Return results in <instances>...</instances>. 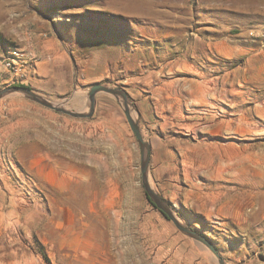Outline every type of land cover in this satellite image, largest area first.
I'll return each mask as SVG.
<instances>
[{
	"label": "rangeland",
	"instance_id": "obj_1",
	"mask_svg": "<svg viewBox=\"0 0 264 264\" xmlns=\"http://www.w3.org/2000/svg\"><path fill=\"white\" fill-rule=\"evenodd\" d=\"M15 1L62 56L0 91L87 113L91 85L123 88L151 188L224 264H264V0ZM3 97L0 264H219L146 198L121 96L88 117Z\"/></svg>",
	"mask_w": 264,
	"mask_h": 264
},
{
	"label": "crops",
	"instance_id": "obj_2",
	"mask_svg": "<svg viewBox=\"0 0 264 264\" xmlns=\"http://www.w3.org/2000/svg\"><path fill=\"white\" fill-rule=\"evenodd\" d=\"M13 2L16 1L0 0V58L10 48L9 43H12L20 50L40 58L38 63L31 65V70L42 74L47 71V66L56 65L58 63L56 58L62 56L57 39L46 36L48 26H46L45 21L27 13L19 5L16 6L18 1L14 4ZM231 47L234 50L237 48V44H231ZM261 47L263 48V46L253 44L252 46L249 45L248 49L255 51ZM3 99L6 100L7 98ZM1 104L2 102L0 106ZM22 117L23 114H19L20 120ZM41 143L45 146V140H41ZM44 159L45 156L43 161ZM97 261L95 260L91 264H99ZM106 264L108 263L106 262Z\"/></svg>",
	"mask_w": 264,
	"mask_h": 264
},
{
	"label": "water",
	"instance_id": "obj_3",
	"mask_svg": "<svg viewBox=\"0 0 264 264\" xmlns=\"http://www.w3.org/2000/svg\"><path fill=\"white\" fill-rule=\"evenodd\" d=\"M12 91H19L21 93L26 94L27 96L31 97L36 102L41 103L44 106H47L49 108H53L57 111L68 113L70 115L76 116V117H88L93 112L94 107V100H95V94L96 93H103L108 94L112 96H121L124 103V114L127 120V123L133 132L135 138L137 139L139 145H140V171H141V182L143 185V188L148 196V198L152 201V203L158 208L167 218H169L175 227L182 231L183 233L187 234L188 236L198 240L202 244H204L217 258L219 264H224L223 260L220 258L218 252L213 247V245L210 243V241L203 235L197 233L196 231L182 225L177 215L171 210L169 207V204L161 197L157 192H155L151 186L149 185L148 176H147V169H148V163H149V155H150V147L149 144L143 140V137L140 133V129L137 125V123L132 119V117L129 114V111L127 110V92L120 87H108L103 84H93L88 89V98H89V110L87 113H76V112H69L63 108H60L59 106L53 105L46 100H44L41 96L37 95L30 89H27L25 87L21 86H11L9 88H6L2 91H0V99L7 93ZM4 98V97H3Z\"/></svg>",
	"mask_w": 264,
	"mask_h": 264
},
{
	"label": "built area",
	"instance_id": "obj_4",
	"mask_svg": "<svg viewBox=\"0 0 264 264\" xmlns=\"http://www.w3.org/2000/svg\"><path fill=\"white\" fill-rule=\"evenodd\" d=\"M33 58L32 54L18 48H11L0 58V71L7 72L8 79L24 80L26 64Z\"/></svg>",
	"mask_w": 264,
	"mask_h": 264
},
{
	"label": "trees",
	"instance_id": "obj_5",
	"mask_svg": "<svg viewBox=\"0 0 264 264\" xmlns=\"http://www.w3.org/2000/svg\"><path fill=\"white\" fill-rule=\"evenodd\" d=\"M12 85H15V86H21V87H26L25 85H23V84H19V83H14V84H12ZM147 199H148V197H146ZM42 256H43V258L46 260V261H48V258H47V255H46V253L43 251L42 252Z\"/></svg>",
	"mask_w": 264,
	"mask_h": 264
},
{
	"label": "bare ground",
	"instance_id": "obj_6",
	"mask_svg": "<svg viewBox=\"0 0 264 264\" xmlns=\"http://www.w3.org/2000/svg\"><path fill=\"white\" fill-rule=\"evenodd\" d=\"M116 1V0H115ZM115 5V4H114ZM127 5H129L128 3H127ZM151 7V6H150ZM142 9V8H141ZM116 10V9H115ZM143 10V9H142ZM140 12V11H139ZM158 13V12H157ZM167 13V12H166ZM162 14V13H161ZM181 60V59H180ZM188 64V63H187ZM185 65V64H184ZM186 66V65H185ZM182 69H183V67H182Z\"/></svg>",
	"mask_w": 264,
	"mask_h": 264
}]
</instances>
